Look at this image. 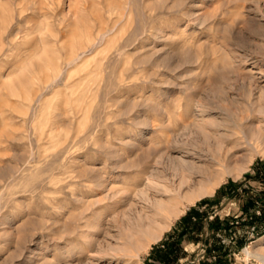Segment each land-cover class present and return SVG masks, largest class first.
I'll return each mask as SVG.
<instances>
[{"label": "rangeland", "instance_id": "obj_1", "mask_svg": "<svg viewBox=\"0 0 264 264\" xmlns=\"http://www.w3.org/2000/svg\"><path fill=\"white\" fill-rule=\"evenodd\" d=\"M250 88L253 99L264 92V0H0V264H84L99 248L100 264H260L244 254H264L254 149L237 151L211 195L182 200L146 252L130 236L175 180L165 158L152 162L159 142L201 139L197 119L226 118L213 101ZM235 193L247 213L206 242L174 238L170 255L153 253L184 230L188 210H216ZM155 220L153 230L165 222Z\"/></svg>", "mask_w": 264, "mask_h": 264}, {"label": "bare ground", "instance_id": "obj_2", "mask_svg": "<svg viewBox=\"0 0 264 264\" xmlns=\"http://www.w3.org/2000/svg\"><path fill=\"white\" fill-rule=\"evenodd\" d=\"M230 74H233L232 71ZM221 81L228 83L229 78H223ZM210 90L211 93L216 91L213 86L210 87ZM239 91V100L234 97H226L227 99L213 101L220 114L226 115L222 121L218 122L213 118L206 117L194 122L202 135L201 139L197 137V141H181L182 143L179 141H160L162 145L159 142V148L154 149L152 153L154 165L162 163L161 160L165 158L168 166L163 171L165 175L173 177L175 180L165 182L162 186L163 191H157L167 195H161L157 198L154 203V211L147 210L150 212L145 211L146 214L144 215L138 213L137 223L135 227H131L132 232L130 234L136 241L135 247L138 252H146L153 243L160 239L172 221L184 213L185 205L183 208L181 207L182 209L178 208L182 200L191 205L214 192L220 182L231 173L228 170L230 160L237 151L248 150L252 152L254 149L256 154L264 157V92L253 99L251 88L248 92L243 89H239ZM198 106L202 105L198 104ZM204 112L205 110L201 111L202 116ZM240 146L241 148H239ZM177 148L180 150H176ZM169 151H176L179 156H171L168 154ZM249 163H251V156L246 158L244 166L235 170L236 172L232 177L238 178L247 169ZM223 170H227L226 173H222ZM206 180L208 183L205 182ZM157 216H163L165 222L161 228L153 230L152 226L156 223L155 218ZM82 234L84 239L90 237L84 232ZM116 250L124 251L125 249L118 247ZM93 252L76 260L85 261L84 264H100L99 262L103 259L101 248ZM244 254L246 257L252 256L260 264H264V254L251 253L247 249L244 250Z\"/></svg>", "mask_w": 264, "mask_h": 264}, {"label": "crops", "instance_id": "obj_3", "mask_svg": "<svg viewBox=\"0 0 264 264\" xmlns=\"http://www.w3.org/2000/svg\"><path fill=\"white\" fill-rule=\"evenodd\" d=\"M253 191V196H255V194L261 195L264 194V191ZM227 198V199H226ZM239 198H242V196H240L239 193H235L230 197H224L223 196V200L226 199L224 202H222L221 207L218 209H213L211 207H208V209H205V211H202L201 209H198L196 211H194V209H190L188 210V212L184 215V217L181 219L180 223L178 226H182L184 227V225H186V227L184 228V232L182 231L181 233L179 232V229L174 228L172 230V232L168 235L167 237V242L163 243L162 245H160V248L162 247L163 250L161 251L158 247V250L154 249L153 253L158 251L160 252H165L167 255H170V248L172 246V244L175 242L174 238H179L181 243H189L191 242L192 244H196L198 245L201 242H206L209 240L210 236L213 235L215 233V231L217 229H219L220 227H227V222L231 223L232 221H235L238 216L240 214H245L247 213V209H249L248 207V203L242 198L241 200L243 201L242 203H240L239 205V212L238 213H233V214H226L224 217H221V211L220 209H224L227 205H228V201L229 200H237ZM207 204H205L204 206H206ZM202 206V207H204ZM240 213V214H239ZM195 218H197L196 221ZM224 219V221H223ZM210 224V225H209ZM192 226H196L197 228L193 231V234L191 232H186L187 228H190ZM182 227H180L182 229ZM229 229H231L232 227H229ZM190 235H194V237H198L197 239H195V241H192L186 237H190ZM199 235V236H198ZM203 235V238L201 237ZM189 241V242H188Z\"/></svg>", "mask_w": 264, "mask_h": 264}, {"label": "trees", "instance_id": "obj_4", "mask_svg": "<svg viewBox=\"0 0 264 264\" xmlns=\"http://www.w3.org/2000/svg\"><path fill=\"white\" fill-rule=\"evenodd\" d=\"M210 225V224H209Z\"/></svg>", "mask_w": 264, "mask_h": 264}]
</instances>
